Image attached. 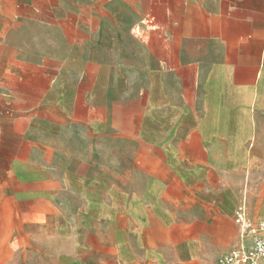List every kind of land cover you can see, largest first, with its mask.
Wrapping results in <instances>:
<instances>
[{
	"label": "crops",
	"instance_id": "crops-1",
	"mask_svg": "<svg viewBox=\"0 0 264 264\" xmlns=\"http://www.w3.org/2000/svg\"><path fill=\"white\" fill-rule=\"evenodd\" d=\"M263 218L264 0H0V264H214Z\"/></svg>",
	"mask_w": 264,
	"mask_h": 264
},
{
	"label": "built area",
	"instance_id": "built-area-1",
	"mask_svg": "<svg viewBox=\"0 0 264 264\" xmlns=\"http://www.w3.org/2000/svg\"><path fill=\"white\" fill-rule=\"evenodd\" d=\"M241 223L243 230L252 235L249 245L231 250L214 264H264V218L256 225L243 221Z\"/></svg>",
	"mask_w": 264,
	"mask_h": 264
},
{
	"label": "rangeland",
	"instance_id": "rangeland-1",
	"mask_svg": "<svg viewBox=\"0 0 264 264\" xmlns=\"http://www.w3.org/2000/svg\"><path fill=\"white\" fill-rule=\"evenodd\" d=\"M38 228H39V227H37V225L32 226V230H33V231H38ZM22 233H23V232H22Z\"/></svg>",
	"mask_w": 264,
	"mask_h": 264
}]
</instances>
